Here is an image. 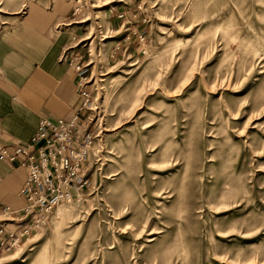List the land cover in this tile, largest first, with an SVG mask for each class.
<instances>
[{
  "label": "rangeland",
  "instance_id": "obj_1",
  "mask_svg": "<svg viewBox=\"0 0 264 264\" xmlns=\"http://www.w3.org/2000/svg\"><path fill=\"white\" fill-rule=\"evenodd\" d=\"M71 4L91 181L0 264H264V0Z\"/></svg>",
  "mask_w": 264,
  "mask_h": 264
},
{
  "label": "crops",
  "instance_id": "obj_2",
  "mask_svg": "<svg viewBox=\"0 0 264 264\" xmlns=\"http://www.w3.org/2000/svg\"><path fill=\"white\" fill-rule=\"evenodd\" d=\"M71 11V0H31L0 27V149L26 143L40 118L68 121L81 107L79 81L84 73L76 69L81 46L73 41L74 30L60 27ZM128 11L115 9L108 17L111 27ZM128 36L119 38L116 48L128 43ZM66 52L73 54L72 62L63 58ZM26 179V168L18 161L0 160L1 207L17 210L26 205L21 193Z\"/></svg>",
  "mask_w": 264,
  "mask_h": 264
},
{
  "label": "built area",
  "instance_id": "obj_3",
  "mask_svg": "<svg viewBox=\"0 0 264 264\" xmlns=\"http://www.w3.org/2000/svg\"><path fill=\"white\" fill-rule=\"evenodd\" d=\"M138 39H142L140 34ZM63 58L72 62L73 54L66 52ZM84 66L79 64L76 69L82 70ZM85 82L82 75L79 81L82 104L68 121L42 117L26 143L0 149V160H16L27 171L21 189L26 205L17 210L0 206V253L34 232L47 229L56 203L69 200L74 194L81 195L90 184V147L97 134L86 113L89 91Z\"/></svg>",
  "mask_w": 264,
  "mask_h": 264
},
{
  "label": "bare ground",
  "instance_id": "obj_4",
  "mask_svg": "<svg viewBox=\"0 0 264 264\" xmlns=\"http://www.w3.org/2000/svg\"><path fill=\"white\" fill-rule=\"evenodd\" d=\"M57 203H58V202H57ZM57 203H56V204H57Z\"/></svg>",
  "mask_w": 264,
  "mask_h": 264
}]
</instances>
